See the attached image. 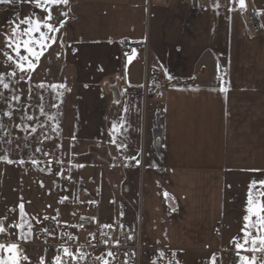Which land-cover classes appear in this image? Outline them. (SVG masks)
I'll return each instance as SVG.
<instances>
[{"label":"crops","instance_id":"1","mask_svg":"<svg viewBox=\"0 0 264 264\" xmlns=\"http://www.w3.org/2000/svg\"><path fill=\"white\" fill-rule=\"evenodd\" d=\"M251 3L264 14V0ZM2 5L0 33L10 34L25 17L47 14L27 0ZM52 14L55 26L65 23L38 64L33 60L31 79L21 80L19 72L5 76L20 97L33 89L40 98L61 103L57 122L73 139L104 146L109 170L116 164L132 166L123 182L127 197L134 198L128 210L136 209L137 223L124 222V201L116 210L112 197L91 196L99 217L106 205V214L118 215L99 222L131 232L139 224L146 245L141 264H153L157 255L168 264L173 253L174 264H211L214 254L219 264H228L238 251L234 238L244 243L243 217L253 181L254 202H264V20L262 33L250 36L238 0H70L52 6ZM123 40L130 43L126 53L119 47ZM0 49L10 52L3 35ZM5 59L0 54V73L7 74L14 65ZM145 67L160 71L151 76L155 90L147 85L146 96ZM52 84L66 87L54 90ZM121 158L131 165L124 166ZM60 205L51 213L59 221L50 236L53 243L76 220L71 205ZM27 215L36 239L13 236L11 242L20 243L29 257L24 264H39L41 257L50 264L58 247L38 240L40 221ZM239 251L255 255L257 264L263 261L259 250Z\"/></svg>","mask_w":264,"mask_h":264},{"label":"rangeland","instance_id":"2","mask_svg":"<svg viewBox=\"0 0 264 264\" xmlns=\"http://www.w3.org/2000/svg\"><path fill=\"white\" fill-rule=\"evenodd\" d=\"M257 14L259 22L263 26L264 14L261 12H257ZM5 82H8L6 76ZM12 85L10 84L8 89L0 86V124H3V127L0 128V155H7L14 161L9 164L0 160V220L1 217H6L3 219V223L7 229L6 233L0 234V243L11 242L13 236L19 237V230L9 227V225L12 221L16 224L20 223L18 205L21 202L24 204L25 212L30 213L35 220L40 221L44 214H51L52 208L60 204V206H72L74 210L71 219H73L77 213V205H80V211L84 214L87 200L91 199V196L92 198L99 196L103 199L107 196L112 197V205L116 207V210L118 201L125 202V207H128L125 210V223L129 221L137 223L136 209L128 210L132 206L134 198L127 197L123 182L125 172H129L132 166L122 167L116 164L112 166L113 169L109 170L107 165V155L109 154L103 153L104 146H99V142L73 139L62 127V122H57L60 110L62 111V107L59 106L61 103L58 105L55 101L52 102V98L45 100V96L40 98L36 90L33 89L25 92L19 101H14L11 97L18 93L16 89L12 88ZM41 105L44 108V113L40 111ZM47 108H50V113L47 112ZM6 111H12L13 116L11 118L4 116ZM28 116L33 119L28 120ZM49 117H53V119H49ZM17 124L23 126L18 128ZM29 126L36 127L37 131L31 132ZM21 159L25 163L20 164L18 161ZM32 159L38 161L36 166L31 163ZM114 161L112 159L111 163ZM40 169H44V171ZM63 173L69 174L75 179L79 178L87 182L90 180L92 183L91 193L90 191L87 193L79 191V204L74 201L77 196L74 186L65 187L63 192L59 191V178ZM138 180L137 173V186L135 188L136 181L132 185L134 194H137L136 204L139 195L137 192ZM62 200L63 202H61ZM48 207L49 211L46 210ZM106 207H102L103 217H99V210H97L98 219L102 220L103 218L104 222L109 221L112 216L118 217L114 213L112 216L106 214ZM11 209H15V211H10ZM110 209L111 204L109 205ZM27 216L29 217V215ZM63 219L67 221L69 218L65 215ZM24 232H28L27 224H25ZM31 236L36 239V234L32 230L29 237Z\"/></svg>","mask_w":264,"mask_h":264},{"label":"snow or ice","instance_id":"3","mask_svg":"<svg viewBox=\"0 0 264 264\" xmlns=\"http://www.w3.org/2000/svg\"><path fill=\"white\" fill-rule=\"evenodd\" d=\"M16 0H0V4H12L15 3ZM27 2L32 3L35 7L42 9L47 14L45 16L37 15L35 18L32 17H25L20 20L18 24L10 27V34L9 33H0V35L4 36V43L5 48L10 50H2L0 49V54L5 57V62L9 64V66H13L12 70L9 71L7 74L0 73V86L4 89H8L10 87L9 82H5V75L9 77L17 76L18 72L22 73L20 75V79L24 80L25 76L27 79H31V72L34 71L36 64H38L41 56L43 55L44 51L47 50L48 47L51 46L52 43L57 41V33L61 28H63L65 21H59V26H55L51 21H53L54 17L52 14V6H60V5H68L70 0H27ZM239 7L241 10L245 9L246 4L245 0H238ZM215 7H219L217 3ZM61 16L67 17V12H60ZM21 25H26L25 27H21ZM45 29V30H42ZM38 34V35H37ZM22 50L25 54H21ZM133 54H135V49L132 50ZM14 53V55L12 54ZM131 59V57H129ZM35 60L36 64L33 63ZM171 79V77H169ZM39 87L43 88L45 85L41 83L38 85ZM51 87L54 90L64 89L66 86L63 84L56 85L52 84ZM58 95H62L61 92H57ZM14 101H19V95H13L11 97ZM41 113H44V108L40 106ZM4 116L11 118L13 116L12 111L4 112ZM28 120H32L33 117L28 116ZM49 119H53V117H49ZM23 125L17 124L16 127H22ZM3 127V124H0V128ZM30 127L31 132H36V127ZM113 130L118 131L116 123H113ZM40 151V149H37ZM45 155H48L45 153ZM135 159V157H133ZM0 160L6 161L7 163L11 164L14 163L11 159L8 158L7 155H0ZM20 164L25 163L24 160L18 161ZM31 163L36 166L38 161L32 159ZM136 163L139 164V160H136ZM44 171V169H40ZM48 171L50 172L51 169L49 168ZM60 174V173H58ZM42 183V182H41ZM256 181L252 182L250 185L249 193H248V201L246 212L247 214L243 217L244 220V228L242 231L244 232V243L241 244L240 242L236 241L234 238L235 246L237 248L236 255L239 257V264H257V257L252 255L251 257L247 255H241L239 249H244L245 251L255 252L257 250L264 252V202L255 203L253 200L252 195V187L255 186ZM261 186H264V181L260 182ZM165 197H168L169 194L167 192L164 193ZM22 199V198H21ZM66 199V198H64ZM63 202V200L61 201ZM19 213H20V223L9 225V227H14L19 230V237L20 240H26L31 234L32 224L28 222L27 213L24 210V204L21 202L19 205ZM10 211H15V209H11ZM255 217L254 220L251 218ZM6 219V217L4 218ZM44 219H49V217H45ZM51 219L55 220L56 217H52ZM83 219V217H82ZM93 219H95L93 217ZM39 223V221H37ZM59 223V221H57ZM25 224L28 226V232H24ZM78 227V226H74ZM103 227H111V225H104ZM253 230L257 233V235H253ZM42 231L47 232L49 235H52V232H49L47 228L42 229ZM6 233V228L4 227L3 220H0V234ZM68 239H74V237L70 233H65ZM105 244L108 243L107 240L103 241ZM119 243L118 241L116 242ZM251 244L250 248H246L245 245ZM56 255L53 257L50 264H68V258H71L73 264H76L79 260H84L86 257V253L77 249L76 253L67 247L61 246L55 250ZM164 253L161 251L160 256L162 257ZM108 257H113L115 254L111 251L107 252ZM175 256V253H173ZM97 260H102L103 264H109L107 259H104L103 256L97 257ZM215 254L211 258V264H215ZM22 261H29V257L23 254V249L20 248L18 242H8V243H0V264H21ZM39 264H45V257L40 258ZM155 264V262H153ZM176 264H179L177 261ZM260 264H264V261H261Z\"/></svg>","mask_w":264,"mask_h":264},{"label":"built area","instance_id":"4","mask_svg":"<svg viewBox=\"0 0 264 264\" xmlns=\"http://www.w3.org/2000/svg\"><path fill=\"white\" fill-rule=\"evenodd\" d=\"M246 1V9L243 13L245 26L250 36H256L261 33V25L259 23L258 15L252 6L251 0ZM3 8V5L0 6ZM122 51H127L129 48V42L124 40L120 46ZM160 71L155 70L149 73L145 70V81L148 80L151 75H159ZM155 87H152V91ZM146 91H144V95ZM87 183L90 180L85 181L83 179H75L69 174H62L59 179V191L63 192L65 187L74 186L76 190L87 191ZM87 209L94 212L96 210V204L94 201H90L87 204ZM41 219V226L38 232V239L45 244L56 245L58 248L61 246L69 247L73 253L77 252V249L85 252L87 255L84 260H79L76 264H103L102 260H97V257L103 256L107 259L109 263L113 260L122 262L124 264H141V259L144 251L146 250V245L143 241V236L141 233L140 225L136 231L131 232L125 227H103L99 221L97 214L90 215H79L76 222L72 228L64 229L59 234V240L56 243L51 242L50 236L47 232L42 231V229L47 228L49 232H54L57 228L56 219H51L53 215H47L49 219ZM83 217V219H82ZM93 217L95 219H93ZM78 226V227H74ZM219 226H217L218 228ZM65 233H70L74 239L69 240ZM107 240L108 243L105 244L103 241ZM119 242L118 244L116 242ZM111 251L115 254L113 257H108L107 252ZM264 254V252H263ZM153 262L155 264H161L159 256H155ZM68 264H73L71 258H68ZM168 264H174L173 256H169ZM215 264H219L218 260H215ZM228 264H239L235 252H232L230 262Z\"/></svg>","mask_w":264,"mask_h":264}]
</instances>
